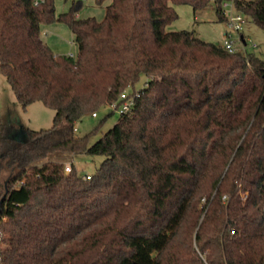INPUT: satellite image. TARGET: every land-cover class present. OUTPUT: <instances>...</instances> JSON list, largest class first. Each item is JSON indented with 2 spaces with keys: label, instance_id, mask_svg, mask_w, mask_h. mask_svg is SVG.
<instances>
[{
  "label": "trees",
  "instance_id": "1",
  "mask_svg": "<svg viewBox=\"0 0 264 264\" xmlns=\"http://www.w3.org/2000/svg\"><path fill=\"white\" fill-rule=\"evenodd\" d=\"M80 1L0 0V74L23 108L54 111L49 128L0 121L1 264H264V58L168 29L175 4L224 21L210 0H93L100 19ZM234 4L264 30V0ZM52 21L77 54L43 42ZM124 91L131 109L99 137L115 110L74 131ZM83 154L103 157L89 179Z\"/></svg>",
  "mask_w": 264,
  "mask_h": 264
},
{
  "label": "rangeland",
  "instance_id": "2",
  "mask_svg": "<svg viewBox=\"0 0 264 264\" xmlns=\"http://www.w3.org/2000/svg\"><path fill=\"white\" fill-rule=\"evenodd\" d=\"M56 13L67 11L70 7L71 0H54ZM174 8L178 17L167 27L171 30H194L196 35L202 40L221 44L225 37V22L219 20L213 5H210L199 12L194 18L192 8L188 4H175ZM104 14V4H96L93 0H84L77 10L79 17L95 16L102 18ZM243 34L249 38V42L245 45L247 52L264 58V30L251 21L250 17L243 13ZM235 36V34H233ZM40 37L54 53L61 55L77 54V47L73 41V34L70 28L61 21H52L42 23ZM257 46L251 48L250 44ZM143 82V78L137 84L139 87ZM97 116H91L90 112L83 115L75 124L76 132L84 134L91 130L101 121L106 114L111 112L107 106L96 108ZM54 111L45 106L41 101H34L25 108L18 102L13 90L7 82L4 75L0 74V121L4 120L11 125L12 128L18 126L31 129L49 128L52 125ZM119 116L118 111H113L101 122L96 134L93 138L99 137L109 127H111ZM21 138V137H20ZM101 155L83 154L75 156L73 165L80 174L92 173L102 162ZM8 174L0 176V198L3 194V183L7 179Z\"/></svg>",
  "mask_w": 264,
  "mask_h": 264
},
{
  "label": "built area",
  "instance_id": "3",
  "mask_svg": "<svg viewBox=\"0 0 264 264\" xmlns=\"http://www.w3.org/2000/svg\"><path fill=\"white\" fill-rule=\"evenodd\" d=\"M42 0H35V4L39 3ZM84 1V0H81ZM235 0H210L212 4L219 3L220 5V13L224 18L226 32L225 37L221 42L222 47L228 52L240 51L243 54L247 53L245 45L249 42V38L245 37L243 34V23L245 21L243 13L236 9ZM235 34V36H233ZM251 48H255L257 45L254 43L250 44ZM70 56H74L73 53L68 54ZM134 103V96L129 95L127 92H121L119 95V99L117 102H113L107 105L108 108L118 111L119 113L127 112L131 109V106ZM91 116H97L96 111L90 112ZM74 131H76V127H74ZM72 169V166L69 162L64 165V171L69 172ZM91 173H84L83 178L89 179ZM262 216H263V224H264V205L262 206ZM5 218H0V223L4 221ZM1 238L2 234L0 231V250H1ZM1 260V257H0ZM1 264V261H0Z\"/></svg>",
  "mask_w": 264,
  "mask_h": 264
},
{
  "label": "water",
  "instance_id": "4",
  "mask_svg": "<svg viewBox=\"0 0 264 264\" xmlns=\"http://www.w3.org/2000/svg\"><path fill=\"white\" fill-rule=\"evenodd\" d=\"M15 139H17V140H19V138H15ZM8 179H9V177H7V179L5 180V182H4V192H3V194H2V196H1V198H0V210H1V202L3 201V199H4V197H5V195H6V193H7V182H8Z\"/></svg>",
  "mask_w": 264,
  "mask_h": 264
},
{
  "label": "flooded vegetation",
  "instance_id": "5",
  "mask_svg": "<svg viewBox=\"0 0 264 264\" xmlns=\"http://www.w3.org/2000/svg\"><path fill=\"white\" fill-rule=\"evenodd\" d=\"M21 135H22V133H21V129L18 128V129L16 130V132L14 133V137L20 139Z\"/></svg>",
  "mask_w": 264,
  "mask_h": 264
},
{
  "label": "crops",
  "instance_id": "6",
  "mask_svg": "<svg viewBox=\"0 0 264 264\" xmlns=\"http://www.w3.org/2000/svg\"><path fill=\"white\" fill-rule=\"evenodd\" d=\"M72 1H76V0H71V3H72ZM82 1H80V3H81ZM71 5V4H70ZM97 19H100V18H97Z\"/></svg>",
  "mask_w": 264,
  "mask_h": 264
}]
</instances>
